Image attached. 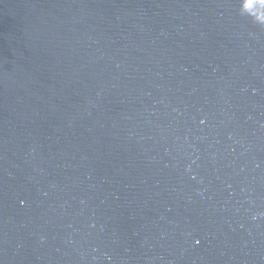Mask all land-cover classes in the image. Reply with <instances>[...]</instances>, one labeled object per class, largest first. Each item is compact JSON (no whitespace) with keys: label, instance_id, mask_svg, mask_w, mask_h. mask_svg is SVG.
I'll return each mask as SVG.
<instances>
[{"label":"water","instance_id":"1","mask_svg":"<svg viewBox=\"0 0 264 264\" xmlns=\"http://www.w3.org/2000/svg\"><path fill=\"white\" fill-rule=\"evenodd\" d=\"M0 264H264V0H0Z\"/></svg>","mask_w":264,"mask_h":264}]
</instances>
